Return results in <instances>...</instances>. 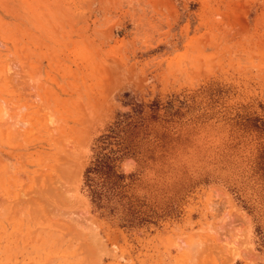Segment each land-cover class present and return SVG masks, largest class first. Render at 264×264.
I'll list each match as a JSON object with an SVG mask.
<instances>
[{
    "label": "rangeland",
    "instance_id": "rangeland-1",
    "mask_svg": "<svg viewBox=\"0 0 264 264\" xmlns=\"http://www.w3.org/2000/svg\"><path fill=\"white\" fill-rule=\"evenodd\" d=\"M0 264H264V0H0Z\"/></svg>",
    "mask_w": 264,
    "mask_h": 264
}]
</instances>
